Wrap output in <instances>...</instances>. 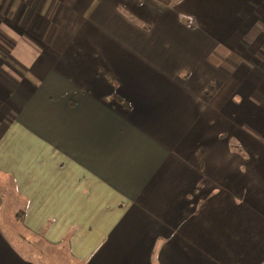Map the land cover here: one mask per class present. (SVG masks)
I'll use <instances>...</instances> for the list:
<instances>
[{"label":"crops","instance_id":"obj_1","mask_svg":"<svg viewBox=\"0 0 264 264\" xmlns=\"http://www.w3.org/2000/svg\"><path fill=\"white\" fill-rule=\"evenodd\" d=\"M0 182L80 264H264V0H0Z\"/></svg>","mask_w":264,"mask_h":264},{"label":"rangeland","instance_id":"obj_2","mask_svg":"<svg viewBox=\"0 0 264 264\" xmlns=\"http://www.w3.org/2000/svg\"><path fill=\"white\" fill-rule=\"evenodd\" d=\"M15 202L16 198L11 190H8L6 182H0V231L11 240L14 248L31 256L37 264H80L70 257L64 246L51 247L33 237L26 229L20 228L19 224H12V213L19 207ZM22 233H25L29 240L22 238Z\"/></svg>","mask_w":264,"mask_h":264},{"label":"trees","instance_id":"obj_3","mask_svg":"<svg viewBox=\"0 0 264 264\" xmlns=\"http://www.w3.org/2000/svg\"><path fill=\"white\" fill-rule=\"evenodd\" d=\"M19 213H20V212H18V213H17V217H19V218H20V217H21V214H19Z\"/></svg>","mask_w":264,"mask_h":264}]
</instances>
